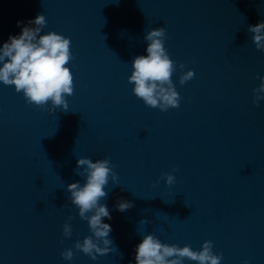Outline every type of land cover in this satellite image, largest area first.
Segmentation results:
<instances>
[{
    "label": "water",
    "instance_id": "water-1",
    "mask_svg": "<svg viewBox=\"0 0 264 264\" xmlns=\"http://www.w3.org/2000/svg\"><path fill=\"white\" fill-rule=\"evenodd\" d=\"M38 14L41 34L70 39L73 93L67 110L49 112L0 83V264H135L148 233L194 250L211 241L220 264H264V100L252 91L264 54L248 31L264 21V0H0V43ZM157 27L170 59L194 72L181 85L177 67L179 106L165 111L127 80ZM80 157L107 158L118 176L101 201L114 248L95 261L73 247L91 235L65 187L83 183ZM118 199L131 207L118 211Z\"/></svg>",
    "mask_w": 264,
    "mask_h": 264
},
{
    "label": "clouds",
    "instance_id": "clouds-1",
    "mask_svg": "<svg viewBox=\"0 0 264 264\" xmlns=\"http://www.w3.org/2000/svg\"><path fill=\"white\" fill-rule=\"evenodd\" d=\"M16 23L21 31L9 35L6 41L0 43V83L22 92L27 103L40 107L48 105L49 112L57 108L67 110L65 97L73 93V77L67 66L72 59L70 39L53 31L41 34L46 24L43 14L28 20L23 26L21 21ZM248 31L252 34L251 40L255 47L264 54V21L249 25ZM144 40L145 54L132 59L127 77L132 85V93L146 106L161 111L178 107L180 96L171 79L172 74L179 67L181 74L178 79L183 85L194 76L193 70L183 71L184 64L177 66L170 59L164 47L163 27L148 30ZM259 79L258 87L252 90L253 103L264 100V76ZM76 168L78 175L83 177V183L74 181L65 187L71 204L78 209V216L87 221L91 235L85 236L82 241L77 240L73 247L95 261L98 254H107L114 248L109 238L111 225L104 222V218L110 220L111 215L106 204L101 201L108 195L106 188L109 180L115 186L118 176L107 158L92 160L80 157L76 161ZM161 175L166 185L174 183L175 177L171 172ZM115 206L123 212L131 207V203L118 199ZM146 223V220L140 221V224ZM71 231L66 221L62 233L68 237ZM61 255L64 260L71 261L74 253L71 248H66ZM133 258L135 264H184L185 259L197 264H220L222 259L220 254L213 253L211 241L205 240L199 250H194L187 244L180 247L163 243L151 233L143 235L135 245ZM243 264H248V261L245 260Z\"/></svg>",
    "mask_w": 264,
    "mask_h": 264
}]
</instances>
